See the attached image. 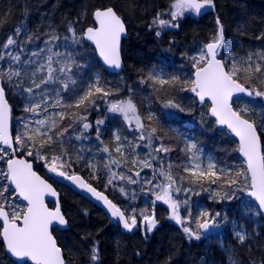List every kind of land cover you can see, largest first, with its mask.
Listing matches in <instances>:
<instances>
[{"label":"snow or ice","instance_id":"1","mask_svg":"<svg viewBox=\"0 0 264 264\" xmlns=\"http://www.w3.org/2000/svg\"><path fill=\"white\" fill-rule=\"evenodd\" d=\"M214 8V0H171L167 11L169 19L162 18L165 13L157 12L150 27L178 28V22L186 12L200 15L204 10ZM93 17L95 25L87 27L79 35L74 27L69 26L72 44L91 42L105 65L115 69L121 68L120 42L122 35L126 34L124 20L112 7L96 9ZM216 24V32L209 41L199 49L196 55L189 58L195 69L193 79L182 81L179 76H164L156 70L150 71L147 79L153 86H159L157 90L165 86H179L181 91L194 93L201 103L207 99L211 102L208 114L216 119L218 125L226 127L230 133L239 138L236 150L244 158L243 165L240 167L230 166L227 163L219 164L211 157L205 166L201 162V156L195 154L199 151L197 145L186 143L182 151L193 153L189 159L194 160L195 163L184 167L183 170L188 175L180 176L179 181L187 180L191 184L199 185L203 191L211 192L212 199H232L237 191L246 192L249 197L258 202L260 211L264 212V146L261 143V135H264V113L260 114L261 121L257 124L255 120L248 118L252 114L251 109L244 107L236 110L232 106V97L236 93H246L249 97H264V91L250 84L251 79L257 74L264 77V53L249 54L246 59L235 57L231 51L221 55L226 42L219 17L216 19ZM20 33L21 28L18 27L16 35ZM156 35L159 37L161 32L156 31ZM34 39L38 37L28 35L25 43L32 42ZM59 39V36L52 35L44 43L48 45ZM64 39L68 40L69 37ZM17 43L16 39L9 37L0 47L10 49ZM20 51H23V48ZM44 51L43 48L33 51L29 59L23 62L19 53L0 52V61L6 65L0 68V161L6 164V171L0 169V179L7 181V183H0V241L4 243L10 256L17 259L18 264H66L62 249L53 236V229L68 224L58 199L53 208H49L45 203L46 196L58 197L56 190L37 175L33 170V163L23 157L43 160L49 172L71 181L77 188L90 193L107 207L111 216L118 219L127 231L142 228L146 233H151L158 224L154 213L147 209L137 212L133 208L131 214H126L103 192L98 191L82 176L70 171L72 161L66 150L62 149L60 154L51 156L45 155L43 150L50 149L57 143L62 146L69 128L76 133V140L88 139L89 130L94 128L95 139L104 145L97 151L110 153L107 162L103 164L107 172L106 188L110 185L114 186V181L117 179L129 184L139 183L131 174L113 171V165L127 167L131 164L132 167L128 168V173H131L133 168H139L140 170L135 172V177H140L144 169L154 167L153 161L157 160L156 154H167L174 150L164 143L167 133L161 135L156 127L145 122V118L139 113L130 95L123 99H109L119 97L121 90L101 85L99 76L89 83L85 90L76 94L74 87H70L76 84L72 75L73 67L79 69L82 66L77 63L71 53L65 56L62 52H52L51 47L47 48L50 54L46 62L37 63L32 59V57H39ZM254 55L256 60H253ZM54 56L58 57L55 60V63L59 65L58 69L53 68ZM13 63L35 65V68L30 71L28 68L19 66L13 68ZM45 71L46 75H43ZM57 71L63 76H56ZM38 73L41 75L38 76ZM245 77L247 79L241 83L240 81ZM25 80L28 81L27 86ZM53 82L62 85V89L57 90L55 101L49 103L48 85ZM144 82V80L141 81V83ZM261 83L264 84V80ZM245 84H248V87ZM6 89L15 90L24 97L26 103L23 111L31 114V117L21 118L22 129L15 136L10 131L11 106ZM37 89L40 90L38 98L35 92ZM61 91L70 94L68 100L60 94ZM128 91L130 93L131 89L129 88ZM98 101L105 102L107 112L119 114L128 126V130L139 135L129 140L127 136L122 137L118 131H114V147L110 149L108 145H105L101 138V126L105 123L104 119L95 121L88 119L91 115L90 109L99 110ZM168 106L178 108L180 111L184 110L172 101L168 102ZM49 109L59 110L45 115L42 119H32L41 113H49ZM66 119L71 123L63 126ZM154 119V115L149 112L146 120L151 122ZM155 141H159V144H154ZM140 147L150 149L143 159L136 157L135 150ZM112 151L118 154V157L111 156ZM160 159L162 161L163 158ZM76 160H84V166L91 172L90 178L99 179L97 163L94 159L85 160L81 152L77 153ZM171 169V164L168 165L167 170L160 169L158 175L163 176L165 182L154 185L159 189L154 193L155 200L168 206L169 218L181 225L189 240H200L202 230L206 231L210 226H218L216 217L220 213L210 216L208 211H200L195 219L196 228L187 226L192 220L191 209L186 208L187 216H182L180 209L182 206H187L189 201L176 199L174 193L181 191L187 193L192 189L177 186L178 179L172 174ZM156 175L157 173H154L153 179ZM205 182L207 187H204ZM144 183L151 185L153 180L145 179ZM212 185H216V188H212ZM120 191L124 193L125 190L120 188ZM196 194L199 195V193ZM235 235L240 243L245 242L246 233L236 231ZM97 244L98 242L90 249V260L93 262L99 260Z\"/></svg>","mask_w":264,"mask_h":264},{"label":"trees","instance_id":"2","mask_svg":"<svg viewBox=\"0 0 264 264\" xmlns=\"http://www.w3.org/2000/svg\"><path fill=\"white\" fill-rule=\"evenodd\" d=\"M170 3L171 0H0V43L7 36H15L18 27L21 28V33L24 28L31 32L32 36L42 31V35L67 37L70 25L81 33L85 27L93 25L94 10L113 7L122 17L127 28V37L122 43L123 70L119 74L107 72L98 62L93 47L85 42L82 46L83 52L89 56L93 68L102 72V81L108 84L106 87L121 90L119 97L111 99H123L130 95L139 113L145 118V122L156 127L159 134L167 133L164 141L166 145L173 144L174 150L167 155L156 154L154 167L144 169L140 177H135L134 174L140 170L139 168H133L132 172L128 173L131 164L127 167L113 165V171L131 174L139 183L129 184L118 179V184L114 181V186L110 185L107 188L106 177L102 172L105 170L103 164L106 160L103 158L104 155L97 151L104 145L96 139L95 142H89L90 148L96 149L92 151L93 153L89 150V156L98 164L99 179H91V172L84 166V160H76L77 153L81 151L73 150L70 155L72 161L70 171L80 174L94 187L106 193L126 214H131L133 208L137 212L141 209L154 211L158 224L151 233H146L142 228H136L132 232L124 231L82 193L52 178L44 170L40 160L27 157L35 162V168L60 192V203L69 227L64 230L54 229L53 233L63 250L65 259L70 264H264V219L258 212L256 204L244 195L245 192L239 191L236 196L243 200L240 205L237 198L212 199L210 191H203L199 185L191 184L187 180L179 181L180 176L188 175L183 172L179 164L183 157V153L180 152L181 143L174 132L167 128L165 122L169 119L182 125L186 124L172 116L166 117L159 100L166 95L174 97V93L183 98V91L178 87L168 86L157 90L159 86H153L147 79L148 73L159 67L166 76L175 75L182 80H191L194 68L189 58L196 47L203 46L216 32L217 17L224 28L226 42L224 50L231 51L235 57L245 59L249 54L264 53V0H214V9H206L200 15L185 13L178 22V28H165L158 37L156 35L158 30L150 25L157 12L165 13L163 17L169 19L167 11ZM253 60H256L255 55ZM245 79L247 78L240 82L244 83ZM142 80L145 82L141 83ZM261 81L262 76L257 74L251 79L250 84L264 91ZM245 86L248 87V84ZM6 91L12 109L13 128L17 107L8 89ZM260 100V97H238L234 99L233 107L236 110L248 107L252 110L248 118L259 124L260 114L264 113V101ZM240 101L244 106L239 104ZM193 102L195 103V100ZM101 103L103 109L101 106L98 111L90 109L89 121L104 119L105 123L101 126V138L104 144L110 149L114 147L113 129L122 137L127 136L129 140H133L135 134L127 131L123 118L119 114L104 111L106 104ZM146 104L157 111L165 122L159 119L148 122ZM207 118L208 131L199 130L205 147L212 149L219 161L233 162L234 159L242 161L237 154L236 140L227 131L219 130L209 115ZM67 122L70 120L67 119ZM91 133L96 135L95 129L91 130ZM261 138L264 144V135H261ZM62 147L63 145L54 144L50 149L45 148L44 152L50 151L54 154ZM136 150L138 154L136 157L139 159H143L150 151L145 147ZM82 155L87 160L86 153L82 152ZM111 156L118 157V154L112 151ZM169 164L172 165V174L178 179L177 186L192 189L187 193L183 191L176 193L175 196L180 201L185 199L189 201L187 206H182L180 209L182 216H187L186 208L191 209L192 220L187 226L196 228L197 209L201 208L209 213H220L217 219L220 232L207 234L202 232L200 240H189L181 225L169 218L170 209L163 202L156 201L151 192L144 191L145 179L153 180L151 186L165 182L164 177L158 173L161 168L167 170ZM154 173L157 175L153 179ZM207 186L205 182L204 187ZM213 187L216 185H212ZM120 188H124V193H121ZM155 189L156 192L159 191ZM139 222L138 217V224ZM240 226L246 233L244 243H240L235 235ZM96 242H98L99 260L93 262L90 260V249ZM0 264H18L6 255L2 241H0Z\"/></svg>","mask_w":264,"mask_h":264},{"label":"rangeland","instance_id":"3","mask_svg":"<svg viewBox=\"0 0 264 264\" xmlns=\"http://www.w3.org/2000/svg\"><path fill=\"white\" fill-rule=\"evenodd\" d=\"M186 13H188V12H186ZM162 18L168 19L167 17H163V16H162ZM153 28L155 29L156 27L153 26ZM156 29L161 32L165 28H163V29L156 28ZM42 34H43L42 31H39V33H36L34 35V37H38V39H34L32 42H29V43H25L27 36L32 35V33L31 32L29 33L28 30L23 28L22 33H20V35L15 34V36H12L14 39L17 40V42H18L17 45L11 46L10 49H4L3 47H0V52L11 51L13 54L19 53L21 56V62H23V61L29 59V57L31 56V53L33 51H39L40 49L43 48V49H45V51L41 52L39 57H32V59L36 60L37 63L46 62V58L50 54L47 51L48 47H51L52 52H62L65 54V56H67L68 53H71L73 55V57L75 58V60L77 61V63L82 66L79 69H77L76 67H73L72 75H73V78L76 80V84H75V86H70V87H74L76 94H79L80 92L85 90L88 87L89 83L93 82L97 76H99V78H100L101 85H103L105 87L108 85L107 83L102 81V77H101L102 72L98 71L97 69L95 70L93 68V65L89 62V56H87V54H85V52H83V47H82L83 43L80 45H73L72 44L70 32H69V36H67V37H69L68 40H65L64 36L63 37L59 36L60 37L59 40L52 41L51 44H48V45H46L44 42L48 41L50 39V36H52V35H42ZM77 34L79 35L80 33L77 32ZM9 37L10 36L5 37L1 41L0 46H2ZM201 47H202V45H199L198 47H196L191 56L196 55ZM21 48H23V51H20ZM227 51L228 50L225 49L223 52V55ZM56 59H58V57L54 56L53 57V61H54L53 68L58 69L59 65L55 63ZM191 65H192V63H191ZM18 66L22 67V68H28L29 71L32 68H35V65H24L23 63H21L20 65H17L15 63L12 64L13 68H16ZM179 66H181V65H179ZM3 67H6V65H4V62L0 61V68H3ZM155 70L160 71L162 75L166 76L165 72L163 70H161V68L158 67V69H155ZM37 75L39 76L41 74L38 73ZM43 75H46V71H45V73H43ZM55 75L59 76V77L63 76V74L59 73L58 71L55 73ZM262 80H264V77H262ZM27 84H28V81L25 80V85L27 86ZM177 87L179 89V86H177ZM263 87H264V84H263ZM48 88L50 90V92H49V95H50L49 103H52L56 99L57 90L62 89V85H60L58 82H53V83L48 85ZM8 92L10 93V95L13 98V100L16 104V107H17L16 117L14 118L15 119V125L13 126V134L15 136V134L19 130L22 129L21 118L31 117V114H27L23 111V109L25 107V103H26V101L24 100V97L19 95L15 90H8ZM35 92H36L37 98H38L40 90L37 89V90H35ZM60 94L65 98V100H68L69 95H70L68 92H64V91H61ZM174 95H175L174 97H172L170 95H166V97H163V98L160 97L159 103L162 104L161 107H162L163 113L166 117L172 116L174 118L180 119L186 125H182L178 122H174V121H171L169 119H167V122H165L163 120V118L159 116L157 111L150 108V105H148V104H146V107H147L146 113L148 114L149 112H151L154 115L155 120L159 119V121H164L167 125V128L170 131H173L174 134L180 139V143H181L180 152L183 153V157H181L179 164H181L182 170L184 169L185 166H190L191 163H195L194 160L190 161V159H189V157H191L193 155V153H186V152L182 151V149L185 148L186 143H195L197 145V149L199 151H196L195 154L201 156V162L205 166L208 162L209 157L213 158L219 164L227 163L230 166H235V167L242 166L243 161H238L237 159H234L233 162L232 161H225V160L219 161L216 158L215 154L213 153L212 149L206 148L205 145L203 144L199 130L201 129L202 131H208V129H209V121L207 118V115H209L208 114L209 104L207 102H205V104H206L205 106L202 105L203 103L200 104L197 101V97H195V94L190 92V91H183V96H184L183 98L176 96L175 93H174ZM111 98H113V97H110L109 99H111ZM260 98H261L260 101H264V97H260ZM182 100H185V102H181ZM193 100H195V103L193 102ZM169 101H172L173 103L180 105V108H183L184 110L180 111V109H178V108L168 106ZM101 102H103V101H100V102L98 101V103L100 104V106L103 109V105ZM197 102L199 104H196ZM239 104L244 106V103L242 101H240ZM105 108L106 109L104 111H107V105L105 106ZM58 110L59 109H49V113H41L40 115L32 117V119H42V118H44L45 115H48V114L55 112V111H58ZM88 119H90V118L88 117ZM70 123H71V121L67 122V119H66L63 122V126H67ZM33 126H35V125H33ZM93 129L89 130V138L88 139L76 140L75 139L76 133H73L72 128H69V132L67 134H65V139L63 141V147L61 148V150H57V152H55L54 154H60L62 149H63V150H66L68 157H70L71 152L73 150H75V151L79 150L81 152L86 153L87 159H94L93 157L89 156L90 155L89 150H91L90 152H92L93 150H96L94 147L90 148V146H89V142H92V141L95 142V140H94L95 134L91 133V130H93ZM114 131H117V130L113 129L112 132L114 133ZM127 131L129 133H132V134L134 133L135 136L139 135V133H136L134 131H129L128 126H127ZM57 144H59V143H57ZM154 144L158 145L159 141H155ZM77 145H78V147H77ZM172 146H173V144H172ZM141 148L142 147H140L139 149H141ZM136 152H137V150H135V153ZM101 153L104 155L103 158L107 162L110 154L103 153V152H101ZM52 154L53 153H51L50 151H47V153H45V155H48V156H51ZM163 154L164 153H160V156H162ZM167 154H164V155H167ZM136 156L138 157V154H136ZM40 162H41L44 170L47 173H49L44 161L40 160ZM0 169L6 171L5 163L3 161H0ZM102 172L105 174L106 181H107L106 170H102ZM102 172H101V174H102ZM183 172H184V170H183ZM98 173H99V169L97 171V175H98ZM134 174H135V172H134ZM115 182H117V184H118V179L115 180ZM124 182H126V181H124ZM0 183H7V181H3L2 179H0ZM213 188H216V187H213ZM157 190H159V189H157ZM144 191L151 192L154 195L153 197L155 199L154 193L156 192V189L154 188V186L146 184ZM238 192L239 191L236 192V195L233 198H237L236 196H237ZM174 196H176V193H174ZM237 200H238V203L241 205L243 200L239 199V198H237ZM164 205L167 206L166 204H164ZM21 206H23V205H21ZM203 210H205V209H201V208L197 209V214L199 215V212L203 211ZM210 216H215V214L210 213ZM219 216L216 217V222H217V219L219 218ZM217 224H218L217 227H211L210 226L208 230H206V231L202 230V232L205 234H207L208 232H210V233L220 232V225L218 222H217ZM238 229H239L238 231H243L242 226H240Z\"/></svg>","mask_w":264,"mask_h":264},{"label":"water","instance_id":"4","mask_svg":"<svg viewBox=\"0 0 264 264\" xmlns=\"http://www.w3.org/2000/svg\"><path fill=\"white\" fill-rule=\"evenodd\" d=\"M103 8H106V7H103ZM113 8V7H112ZM97 9H101V8H97ZM95 11V10H94ZM94 13V12H93ZM92 18H93V25H90V26H94L95 25V21H94V17H93V15H92ZM89 27V26H88ZM87 28V27H86ZM86 28H84V30L86 29ZM125 29H126V34H124V35H122V37H121V42H120V57H121V68H119V69H115V68H111V67H109V66H107V65H105L104 64V62H103V59L99 56V54H98V51L95 49V46L91 43V42H88V41H85L86 43H88L89 45H91L92 47H93V49H94V51H95V54H96V57H97V59H98V61H99V63L102 65V67H104L108 72H110V73H113V74H119L122 70H123V68H124V61H123V56H122V43H123V40L127 37V28H126V25H125ZM219 58V57H218ZM194 72H195V70L193 71V78H194ZM239 96H245V97H249L246 93H236V94H234L233 95V97H232V101H233V99L235 98V97H239ZM197 100L199 101V99L197 98ZM206 101L209 103V106H210V101H208L207 99H206ZM10 104V103H9ZM233 106V105H232ZM234 108V107H233ZM212 117V116H211ZM213 119H214V121L216 122V119L214 118V117H212ZM9 125H10V131H11V133L13 134V132H12V127H11V115H10V121H9ZM216 126H217V128L218 129H226V130H228L226 127H224V126H220V125H218L217 123H216ZM229 131V130H228ZM230 133V132H229ZM231 135H232V137L237 141V144L239 143V138L238 137H236L234 134H232V133H230ZM261 143H262V146H263V142H262V139H261ZM18 155V154H17ZM238 155H239V157L242 159V160H244V158L238 153ZM23 158H25V159H28V158H26V157H23ZM30 162H32L33 163V170L37 173V175H39V176H41V178L42 179H44V180H46L48 183H50L51 185H52V187L56 190V192L58 193V197H52V196H46L45 197V203L47 204V206L49 207V208H53V207H55V205H56V201H57V199H58V201H59V206H60V208H61V211L63 212V210H62V206H61V203H60V192H59V190H57L56 188H55V186L47 179V178H45L39 171H37L36 169H35V164H34V162L31 160V159H28ZM77 174V173H76ZM51 175L55 178V180H57L59 183H61V184H63V185H66V186H68V187H70L71 189H73V190H75V191H77V192H80V193H82L83 195H84V197L86 198V199H88V200H90L91 202H93L94 204H96L105 214H106V216L107 217H109L112 221H114V222H117V223H119L120 225H121V227H122V229L124 230V231H127L126 229H124L123 228V225H122V223H120L119 221H118V219H116V218H113L112 216H111V213L108 211V209H107V207L102 203V202H100V201H97L96 199H95V197H93V196H91V194L90 193H88V192H86V191H84V190H81V189H79V188H77L75 185H73L72 184V182L71 181H69V180H66V179H64V178H62V177H59V176H57V175H55L54 173H51ZM78 175H80V174H78ZM81 176V175H80ZM97 189V188H96ZM98 190V189H97ZM98 191H100V190H98ZM102 192V191H101ZM104 193V192H103ZM105 194V193H104ZM106 195V194H105ZM107 196V195H106ZM245 196H247V197H249L248 195H247V193L245 192ZM108 197V196H107ZM109 198V197H108ZM251 198V200L256 204V206H257V209H258V211H259V213L261 214V216L264 218V212H261L260 211V209H259V205H258V202H256L255 200H254V198H252V197H250ZM110 199V198H109ZM111 200V199H110ZM113 202V201H112ZM26 203V202H25ZM114 203V202H113ZM51 204V205H50ZM119 207V206H118ZM64 214V213H63ZM64 216H65V214H64ZM65 218H66V216H65ZM66 220H67V218H66ZM68 221V220H67ZM210 224H211V222H210ZM69 227V224H67L66 226H58V227H55L54 229H59V230H64V229H67ZM53 236H54V234H53ZM55 237V236H54ZM56 239V238H55ZM57 240V239H56ZM3 243V242H2ZM58 243V242H57ZM3 245H4V243H3ZM59 245V244H58ZM4 249H5V253H6V255L10 258V259H12L13 261H15L16 263H18V261H17V259L16 258H14V257H11L10 256V254L7 252V250H6V248H5V246H4ZM62 249V248H61ZM62 252H63V250H62ZM63 255H64V253H63ZM66 260V259H65ZM66 264H70V262L69 261H67L66 260Z\"/></svg>","mask_w":264,"mask_h":264},{"label":"bare ground","instance_id":"5","mask_svg":"<svg viewBox=\"0 0 264 264\" xmlns=\"http://www.w3.org/2000/svg\"><path fill=\"white\" fill-rule=\"evenodd\" d=\"M109 218V217H108ZM110 219V218H109ZM111 220V219H110ZM112 221V220H111ZM112 222H114V221H112ZM114 223H117V222H114ZM117 224H119V223H117ZM120 225V224H119Z\"/></svg>","mask_w":264,"mask_h":264}]
</instances>
